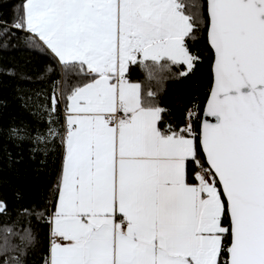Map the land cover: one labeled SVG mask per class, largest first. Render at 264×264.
Instances as JSON below:
<instances>
[{"label": "snow or ice", "instance_id": "obj_1", "mask_svg": "<svg viewBox=\"0 0 264 264\" xmlns=\"http://www.w3.org/2000/svg\"><path fill=\"white\" fill-rule=\"evenodd\" d=\"M14 41L45 63L2 70L33 117L3 131L61 162L54 200L0 199V264H264V0H11L0 48ZM205 60L202 114L178 98L172 120L157 93Z\"/></svg>", "mask_w": 264, "mask_h": 264}, {"label": "trees", "instance_id": "obj_2", "mask_svg": "<svg viewBox=\"0 0 264 264\" xmlns=\"http://www.w3.org/2000/svg\"><path fill=\"white\" fill-rule=\"evenodd\" d=\"M11 3V0H0V11H3ZM16 48L3 50L0 48V99L7 100L6 106L0 108V199L9 202L10 208L13 205H29L39 201L54 200L53 188L57 183L60 169L61 157L59 152L50 154L44 164H40L41 157L36 160L30 158L27 151L28 145L23 144L16 148L5 136L4 129L7 128L10 120L15 117L17 121L23 119L33 122L27 112L19 107L18 101L12 99V86L15 81L3 74V69L12 65H26L29 68H40L45 63V58L35 51H28L20 42ZM197 47H204L203 40L192 41ZM131 79L141 84L144 93L156 92V85L145 78V73L138 65L131 66ZM53 79H59V72L55 73ZM76 79L70 78V83ZM211 87V68L208 60H205L197 73L188 80H167L163 88L158 92L159 101L162 107L170 109L172 120L180 121L183 118L181 107L176 103L178 98H198L202 103L206 100ZM44 125H41L43 127ZM55 127V125H53ZM197 127V131H198ZM12 153L13 161L9 166L8 152ZM17 157H19L17 159ZM17 194L21 197L17 199ZM3 218L0 217V222ZM32 228L37 233V240L43 247L47 244V227L41 226L33 220ZM28 264H35V259L29 260Z\"/></svg>", "mask_w": 264, "mask_h": 264}]
</instances>
